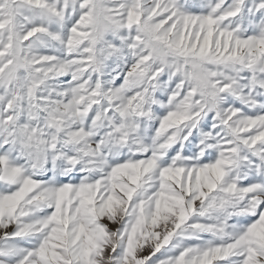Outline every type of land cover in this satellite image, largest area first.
Wrapping results in <instances>:
<instances>
[{
	"label": "snow or ice",
	"instance_id": "6c2138e0",
	"mask_svg": "<svg viewBox=\"0 0 264 264\" xmlns=\"http://www.w3.org/2000/svg\"><path fill=\"white\" fill-rule=\"evenodd\" d=\"M0 264H264V0H0Z\"/></svg>",
	"mask_w": 264,
	"mask_h": 264
}]
</instances>
